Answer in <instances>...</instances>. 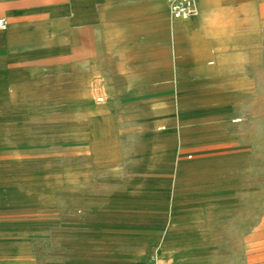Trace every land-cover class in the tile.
Returning <instances> with one entry per match:
<instances>
[{"label":"rangeland","instance_id":"rangeland-1","mask_svg":"<svg viewBox=\"0 0 264 264\" xmlns=\"http://www.w3.org/2000/svg\"><path fill=\"white\" fill-rule=\"evenodd\" d=\"M169 9L154 27L119 43L101 42L94 28L92 98L84 102L93 114H101L100 105H107L108 120L93 115L91 124H85L78 116L86 108L67 102L33 109L30 122L24 116L0 117V264L61 259L43 229V217L36 215H166V205L107 200L126 187L165 183L174 184L175 197L177 180L214 185L208 191L214 188L220 195L215 197L218 213L209 216L203 234L208 251L196 264H264V17H257L254 25L239 11L213 18L215 50L204 56L220 74L217 89L155 90L147 85L121 90L110 84L109 91L100 90L105 75L117 69L130 73L170 66L179 74L186 72L189 83H198L199 68L188 51H180L190 38V23L167 21ZM242 78L250 81L247 88L221 89L229 79L238 83ZM180 102L189 104L182 116L177 114ZM155 107L174 119V128L163 137L149 133L147 114ZM183 126L187 129L181 130ZM85 130L88 136H79ZM159 154L171 156L174 166L156 168L144 162L145 156ZM158 191L164 197V189ZM176 209L172 202L171 214L183 215ZM201 249L185 243L174 255L191 264Z\"/></svg>","mask_w":264,"mask_h":264},{"label":"crops","instance_id":"crops-1","mask_svg":"<svg viewBox=\"0 0 264 264\" xmlns=\"http://www.w3.org/2000/svg\"><path fill=\"white\" fill-rule=\"evenodd\" d=\"M196 3L197 16L183 19L190 23L191 35L180 51H188L191 63L199 68L198 83H189L186 72L179 74L166 65L144 72L117 69L105 75L100 90L109 91L110 84L121 86V90L147 85L155 90H185L190 86L219 88L220 74L204 56L215 50L210 39L213 18L239 11L254 25L257 17H264V0H196ZM167 10L166 0H0V16L8 22L5 29H0V117L24 116V122H30L33 109H48L67 102L73 108L80 107L79 103L86 108L84 116H78L85 124H91L93 115L108 120L104 113L107 105H100L101 114H93L84 102L87 96L92 98L90 66L94 28L99 29L101 42L119 43L142 28L154 27ZM167 21L174 20L169 16ZM221 85L223 91L236 92L247 88L250 81L242 78L236 83L229 79ZM187 107V103H178L177 114L182 116ZM156 109L148 110L149 133L163 137L174 128V119ZM185 129L183 126L181 130ZM78 134L87 137L89 132ZM144 162L156 168L174 166L171 156L166 154L145 156ZM176 171L183 176L181 169L177 167ZM175 182L178 192L175 197L174 184L165 183L126 187L107 200L117 205H166V215L83 212L36 215L43 217V229L50 234L54 251L61 258L46 264H185L174 255L185 243L202 247L191 263L196 264L208 251L203 234L209 216L218 213L215 197L220 195L214 188L208 191L214 185ZM158 188L164 189V197ZM172 202L183 215L171 214Z\"/></svg>","mask_w":264,"mask_h":264},{"label":"built area","instance_id":"built-area-1","mask_svg":"<svg viewBox=\"0 0 264 264\" xmlns=\"http://www.w3.org/2000/svg\"><path fill=\"white\" fill-rule=\"evenodd\" d=\"M171 19H186L195 16L196 9L192 0H171V5L169 9ZM7 19L0 16V29H5L7 27ZM159 264H173L169 262H162Z\"/></svg>","mask_w":264,"mask_h":264},{"label":"bare ground","instance_id":"bare-ground-1","mask_svg":"<svg viewBox=\"0 0 264 264\" xmlns=\"http://www.w3.org/2000/svg\"><path fill=\"white\" fill-rule=\"evenodd\" d=\"M166 1H167V7L169 8L170 7V0H166ZM193 3H194V6H195V9H196L195 16H197V14H198V7H197L196 0H193Z\"/></svg>","mask_w":264,"mask_h":264}]
</instances>
